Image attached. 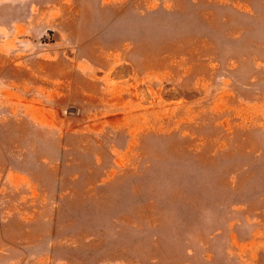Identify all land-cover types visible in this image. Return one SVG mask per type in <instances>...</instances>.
I'll use <instances>...</instances> for the list:
<instances>
[{
    "label": "rangeland",
    "instance_id": "obj_1",
    "mask_svg": "<svg viewBox=\"0 0 264 264\" xmlns=\"http://www.w3.org/2000/svg\"><path fill=\"white\" fill-rule=\"evenodd\" d=\"M0 264H264V0H0Z\"/></svg>",
    "mask_w": 264,
    "mask_h": 264
}]
</instances>
